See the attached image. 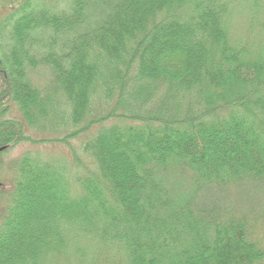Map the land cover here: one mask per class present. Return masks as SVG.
<instances>
[{
    "label": "trees",
    "instance_id": "16d2710c",
    "mask_svg": "<svg viewBox=\"0 0 264 264\" xmlns=\"http://www.w3.org/2000/svg\"><path fill=\"white\" fill-rule=\"evenodd\" d=\"M59 1L4 20L0 156L56 142L71 157L0 160V264H264L248 218L195 203L264 189V0L103 1L81 33L89 0ZM93 127L82 158L70 140Z\"/></svg>",
    "mask_w": 264,
    "mask_h": 264
},
{
    "label": "rangeland",
    "instance_id": "374dc122",
    "mask_svg": "<svg viewBox=\"0 0 264 264\" xmlns=\"http://www.w3.org/2000/svg\"><path fill=\"white\" fill-rule=\"evenodd\" d=\"M87 0H85L86 2ZM104 4L110 5L114 3L116 0H89L86 5V11L84 13V22L79 27L81 31H77L78 33L83 32L82 30H89L93 28L101 19V12ZM72 0H62L58 2V9L62 12L66 11V13H71L72 10ZM84 2V0H83ZM84 2V4H85ZM101 3V4H100ZM7 11V10H6ZM8 13L5 14L4 19H6ZM0 13V17H1ZM244 15L239 14L238 17V27L239 30L244 26ZM83 25V28H82ZM9 29H7L8 32ZM238 34V31L235 32ZM46 42V40H44ZM65 40H62L64 43ZM52 71L43 66L42 68L36 69L34 72L30 73V81L31 83L38 88H42L47 85V83L51 80ZM11 117L20 120V117L17 113H15ZM111 124V123H110ZM110 124H106L105 126H109ZM104 126V124H102ZM99 130V127H93L91 131L88 133H83L79 135L76 139L70 140V147L76 149L81 153V157L84 158L83 153L81 152V144L86 140L87 137L96 133ZM27 135H29L33 140H41L43 135L38 134L37 132L26 131ZM61 137V136H60ZM52 139V137H49ZM35 154L40 158H68L70 160V148L58 144L56 142H46V143H21L16 145L14 148L7 151V153L0 156V160L4 162H8L11 160L18 159L25 154ZM58 161V160H57ZM65 161V160H64ZM64 161H58L59 164H62ZM8 175H3L0 177V184L4 185L8 183ZM195 203L199 204L202 208L205 209V213L209 214L215 210H221L224 208L229 209L235 215H243L251 223L252 232L254 236L262 243H264V189L261 187H257L254 184H243L230 186L225 188L222 191L217 193L203 190L197 193L195 197Z\"/></svg>",
    "mask_w": 264,
    "mask_h": 264
},
{
    "label": "flooded vegetation",
    "instance_id": "af4514ba",
    "mask_svg": "<svg viewBox=\"0 0 264 264\" xmlns=\"http://www.w3.org/2000/svg\"><path fill=\"white\" fill-rule=\"evenodd\" d=\"M16 4H20V0H17ZM16 4H15V6H16ZM5 10H6L5 0H0V13L1 14L4 13ZM0 41H1V33H0Z\"/></svg>",
    "mask_w": 264,
    "mask_h": 264
}]
</instances>
